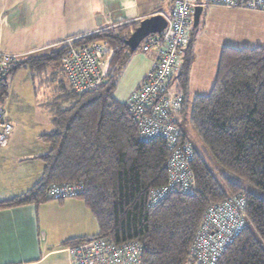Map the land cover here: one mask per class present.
Masks as SVG:
<instances>
[{"label": "trees", "instance_id": "16d2710c", "mask_svg": "<svg viewBox=\"0 0 264 264\" xmlns=\"http://www.w3.org/2000/svg\"><path fill=\"white\" fill-rule=\"evenodd\" d=\"M163 1L172 6L170 15L175 0ZM138 23L126 22L72 41L74 45L104 41L114 50L104 79L91 90L76 92L69 85L61 67L67 51L63 41L53 50L41 49L8 64L0 75L2 101L7 96V78L22 68L31 70L33 81L34 72L47 71L39 83L56 85V96L44 104L52 127L39 134L48 147L37 156L43 163L42 175L27 191L0 200V209L43 202L49 199L46 192L53 183L81 182L83 190L76 197L95 217L98 231L73 238L68 246L102 237L115 243L134 241L140 245L138 264H195L193 245L205 211L232 201L246 222L226 244L217 264H264V198L259 194H264V45L224 46L211 89L194 95L189 104L188 123L206 152L243 181L239 182L213 173L182 127L187 123L192 61L188 39L171 81L176 80L173 88L183 101L171 116L177 144L188 146L185 159L191 189L176 186L153 202L151 190L168 182L173 146L161 137L140 139L127 101L113 96L117 73L132 53L124 40Z\"/></svg>", "mask_w": 264, "mask_h": 264}, {"label": "crops", "instance_id": "0c3cea01", "mask_svg": "<svg viewBox=\"0 0 264 264\" xmlns=\"http://www.w3.org/2000/svg\"><path fill=\"white\" fill-rule=\"evenodd\" d=\"M124 4L134 7L126 12L122 7ZM171 7L163 0H0V50L31 54L59 41H74L85 34L126 22H139L153 14L168 16ZM204 8H207L205 12ZM202 15L204 20L208 17L213 20L211 24H215V33L221 41L218 44L220 49L216 47L197 53L196 45L191 41L192 61L187 96L194 82V95L209 92L220 52L224 46L233 45L229 42L231 38L240 41L237 42L239 47L264 45L262 12L207 6L202 8L196 26ZM147 53L148 57L138 72L131 92L143 82L155 59L154 52ZM63 79L67 82L64 75ZM31 82L33 92H39L34 87L32 77ZM44 90L47 101L52 95L56 96V85H48ZM45 103L42 104L45 109L44 120L49 122V126L42 133L52 127V118ZM12 132L7 145L0 147V200L27 191L40 179L43 163L37 156L48 148L40 140L42 145L32 149L21 144L19 136ZM97 231L95 217L79 197L47 199L37 204L2 208L0 264H71L67 242L73 238L95 235Z\"/></svg>", "mask_w": 264, "mask_h": 264}, {"label": "built area", "instance_id": "2783aa9c", "mask_svg": "<svg viewBox=\"0 0 264 264\" xmlns=\"http://www.w3.org/2000/svg\"><path fill=\"white\" fill-rule=\"evenodd\" d=\"M210 5L264 13V0H175L172 13L164 16L166 26L160 33L149 35L140 43L142 51L154 52L156 56L145 79L127 100L128 113L136 121L140 139L161 137L173 146L168 182L151 190L153 202L176 186L184 191L191 189V174L185 159L189 154L188 146L177 144V129L171 116L180 108L183 97L174 90L171 81L182 63L195 7ZM72 41H63L67 51L61 59V67L73 90H91L104 79V67L114 50L104 41L79 45H74ZM26 55L0 50V75L5 73L10 62ZM12 130L6 110L0 105V147L7 145ZM82 190L81 182L53 183L48 187L46 197L56 200L73 198ZM245 222L242 210L232 201L209 207L193 245L195 264H217L226 244L244 227ZM68 251L71 264H138L140 257L138 243H115L105 237L70 245Z\"/></svg>", "mask_w": 264, "mask_h": 264}, {"label": "rangeland", "instance_id": "374dc122", "mask_svg": "<svg viewBox=\"0 0 264 264\" xmlns=\"http://www.w3.org/2000/svg\"><path fill=\"white\" fill-rule=\"evenodd\" d=\"M214 6V5H210ZM215 7V6H214ZM219 7V6H217ZM207 8H204L205 12ZM205 14V13H204ZM203 15L197 26L190 25L188 28L189 40L195 43L197 53L199 51H208L209 49H220L219 37L216 35V27L215 24H211V18L208 17L205 20L203 19ZM221 40V39H220ZM227 40V39H226ZM229 42H232L233 45L231 47H239L237 46V38H231ZM57 46H50L45 48L43 52H48L50 50L55 49ZM218 52V51H216ZM147 52L141 50L140 46L128 56L127 61L124 65L119 69L117 76L115 78V88L113 96L121 101L126 102L128 96L132 90L133 84L136 81L139 70L142 68L143 63L146 61ZM111 57V56H110ZM109 58V57H108ZM110 59V58H109ZM201 59V58H200ZM107 64V63H106ZM106 65L104 67L105 73ZM35 73V79L33 81L34 87L39 90V92L35 93L32 90V72L29 68L18 70L13 76H9L7 78V96L0 103V105L5 108L6 113L8 115V120L13 125L14 130H12V134H16L19 136L21 144H25L30 146L32 149L37 148L40 144L39 134L48 129L49 122L44 120V107L42 104L47 101V95L45 93L44 88L46 86H39V77L45 76L46 72ZM213 78V74L211 75ZM193 86V87H192ZM195 82L191 83V90L188 93V107H187V123L182 127L184 132L187 134L188 138L192 141L196 150L202 155L205 163L209 167V169L213 173H222L226 176H230L233 179H236L239 182H243L241 179L235 178L233 175L229 174L225 170H223L219 165L215 162V160L206 152L203 144L201 143L199 137L192 130L191 126L188 123V115L190 113V105L192 98L194 96ZM52 90V88H51ZM205 90V89H204ZM48 92V91H47ZM208 92V91H205ZM43 107V109H40ZM259 194L264 198V194Z\"/></svg>", "mask_w": 264, "mask_h": 264}, {"label": "water", "instance_id": "95a60500", "mask_svg": "<svg viewBox=\"0 0 264 264\" xmlns=\"http://www.w3.org/2000/svg\"><path fill=\"white\" fill-rule=\"evenodd\" d=\"M202 7L196 6L192 16L193 26L195 27L200 16ZM166 26V19L164 15L157 13L146 17L139 21L138 25L124 40L125 45L131 50L135 51L145 37L153 34L160 33Z\"/></svg>", "mask_w": 264, "mask_h": 264}, {"label": "clouds", "instance_id": "9594fccd", "mask_svg": "<svg viewBox=\"0 0 264 264\" xmlns=\"http://www.w3.org/2000/svg\"><path fill=\"white\" fill-rule=\"evenodd\" d=\"M122 7L126 12H130L134 5L124 4Z\"/></svg>", "mask_w": 264, "mask_h": 264}]
</instances>
